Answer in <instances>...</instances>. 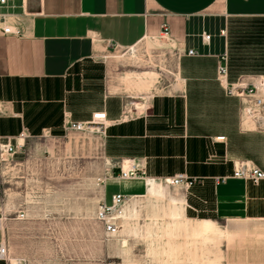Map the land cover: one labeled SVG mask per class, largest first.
Masks as SVG:
<instances>
[{"label": "crops", "instance_id": "1", "mask_svg": "<svg viewBox=\"0 0 264 264\" xmlns=\"http://www.w3.org/2000/svg\"><path fill=\"white\" fill-rule=\"evenodd\" d=\"M0 15V29L19 32L0 31L3 142L23 148L62 109L76 123L105 113L100 141L107 159L133 163L151 179H199L188 190L177 187L188 207L182 223L197 234V264H206L207 240L214 264H264V179L215 183L230 177L237 162L255 163L264 173V135L239 129L240 102L224 90L264 76V38L258 39L264 33L254 25L264 27V0H7ZM163 24L178 58L176 77L160 98L140 101L108 81L101 91H82L73 69L161 38ZM243 36L249 37L245 46ZM219 66L227 69L221 83ZM187 100L218 103L214 117L202 106L194 111ZM203 224L207 232L200 231Z\"/></svg>", "mask_w": 264, "mask_h": 264}, {"label": "rangeland", "instance_id": "2", "mask_svg": "<svg viewBox=\"0 0 264 264\" xmlns=\"http://www.w3.org/2000/svg\"><path fill=\"white\" fill-rule=\"evenodd\" d=\"M254 25L264 33L262 25ZM247 40L248 36L241 37L240 45L245 46ZM170 48L162 37L147 39L130 51L113 50L99 61L76 67L72 75L82 91H101L108 81L116 91L140 101L151 95L160 98L164 86L176 77L178 57ZM217 80L221 83L218 76ZM186 102L194 111L207 108L212 117L218 104ZM50 119L47 129H38L37 137H30L0 166V206L7 216L4 237L11 264L18 259L25 264H187L188 259L197 264V234L182 223L188 210L182 189L167 185L166 179H118L124 159H107L102 132H71L72 120L63 109ZM238 124L244 133L264 135L240 119ZM243 145L239 150L245 149ZM114 192L130 201L120 232L107 237L95 215L98 204ZM17 211H23V220L16 219ZM190 211L194 218L201 217L197 207ZM199 229L207 232L209 227L203 224ZM208 241L206 264H214Z\"/></svg>", "mask_w": 264, "mask_h": 264}, {"label": "built area", "instance_id": "3", "mask_svg": "<svg viewBox=\"0 0 264 264\" xmlns=\"http://www.w3.org/2000/svg\"><path fill=\"white\" fill-rule=\"evenodd\" d=\"M6 1L7 0H0V6L4 5ZM0 21L1 23H4V17L1 15ZM0 31L3 34L19 35L18 31H13L9 26H3ZM167 31V26L163 24L161 26L160 36L162 38L166 37ZM204 39L207 40L209 37L206 36ZM187 54L192 56L195 53L189 51ZM226 72L227 69L225 66H219L217 69V76L223 78L225 77ZM224 90L227 96L234 97L240 102V120L253 129L264 132V77H260L254 84H225ZM104 128L105 113H95L92 115L91 120L87 122H70L68 124V129L75 132L97 129L103 133ZM21 148L22 145H18L17 143L12 145L9 140L3 142L0 137V166L5 162L4 159L6 156H12ZM144 176L145 172L133 163L128 164L127 169H123L121 165L119 173L117 174V178L120 180H129ZM227 179H238L258 184L264 179V173L249 163L237 162L233 165L230 177L216 178L215 183L216 185L225 183ZM166 183L169 186L182 187L188 190L198 184L199 179L179 174L170 179H166ZM129 201L130 197L123 195L120 192H116L111 194L108 199H105L98 204L95 218L101 223L103 233L107 237L115 236L120 232L122 228L121 222L125 216V208ZM24 216L25 214L23 211H17L15 217L17 220H23ZM6 220V213L0 206V261H7L9 259V251L4 238V225ZM15 264H25V260L18 259Z\"/></svg>", "mask_w": 264, "mask_h": 264}, {"label": "bare ground", "instance_id": "4", "mask_svg": "<svg viewBox=\"0 0 264 264\" xmlns=\"http://www.w3.org/2000/svg\"><path fill=\"white\" fill-rule=\"evenodd\" d=\"M4 161H6V159H4ZM128 164H129L128 162H126V163L124 162L122 168L123 169H127L128 168Z\"/></svg>", "mask_w": 264, "mask_h": 264}]
</instances>
